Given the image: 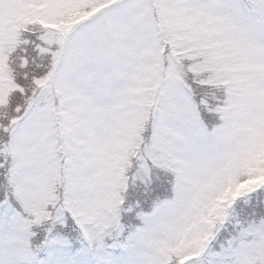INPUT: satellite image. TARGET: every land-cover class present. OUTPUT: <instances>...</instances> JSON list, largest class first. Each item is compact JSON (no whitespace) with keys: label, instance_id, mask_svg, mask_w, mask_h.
<instances>
[{"label":"snow or ice","instance_id":"1","mask_svg":"<svg viewBox=\"0 0 264 264\" xmlns=\"http://www.w3.org/2000/svg\"><path fill=\"white\" fill-rule=\"evenodd\" d=\"M0 264H264V0H0Z\"/></svg>","mask_w":264,"mask_h":264}]
</instances>
